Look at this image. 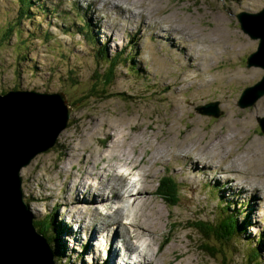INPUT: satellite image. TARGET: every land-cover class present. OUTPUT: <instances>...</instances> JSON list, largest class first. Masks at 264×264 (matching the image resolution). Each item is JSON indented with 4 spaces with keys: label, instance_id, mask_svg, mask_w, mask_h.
I'll return each mask as SVG.
<instances>
[{
    "label": "rangeland",
    "instance_id": "obj_1",
    "mask_svg": "<svg viewBox=\"0 0 264 264\" xmlns=\"http://www.w3.org/2000/svg\"><path fill=\"white\" fill-rule=\"evenodd\" d=\"M123 1L127 12L117 15L112 0H0V93L14 88L65 93L67 104L71 105L70 122L58 136L55 147L39 154L20 172L24 199L34 220L46 224L54 221L56 226V230L51 229L55 238L50 242L52 247H57L54 264H124L122 258L125 255L130 256L125 259L127 264H137L141 257L132 248L135 244H140V250L148 245L145 249L157 251L162 264H193V256L195 264H248L244 259L247 238L253 245L254 241L262 239L260 252L264 263V134L257 123V118L264 117V96L246 109L237 106L242 91L255 86L264 71L254 66L253 59V63L245 67V59L256 52L259 40H252L243 33L236 18L242 12H259L264 0ZM92 3L98 4L97 9L105 21L102 25L109 29L103 31H113L110 38L98 28L102 25L90 7ZM139 12L152 23H167L159 30H165L168 25L180 28L187 43L179 41L181 48L185 46L189 49L187 53L192 52L191 62L198 66L192 64L194 67L189 68L184 49L170 47L172 36L163 37L155 26L145 27L143 20H138ZM217 17L223 18L221 26L219 21V25L216 23ZM9 28L13 33L7 37L5 33ZM87 32L93 45L88 42ZM199 41H204L201 49L206 51L205 58L212 62L201 78L211 82L202 98L186 100L196 86L202 85L195 78L202 71L197 48ZM216 41L219 43L211 44ZM96 48L104 49L107 60L121 55L108 84L103 82V75L109 69L107 60L95 57ZM232 52L236 54L230 55ZM168 76L172 81L165 79ZM182 85L184 93L176 98L174 88L177 86V91L181 92ZM92 89L103 93L73 106V98H79L83 93L90 95ZM252 96L253 93H249L243 103L249 102ZM208 103H217L222 116L213 118L196 111L197 107ZM218 136L221 139L217 142ZM105 143L106 147H103ZM151 145L159 148V165L148 161L154 154ZM135 148L140 152L147 151L146 164L140 163L145 158L144 153L136 156L139 168L135 161L130 162L126 157V154H133ZM186 150L197 153L195 157L203 153L205 156L214 154L216 158L212 160L217 162L216 166L220 164V172L209 174L200 164L196 167L201 169L199 180L189 181L187 168L170 156ZM109 151L112 153L108 154ZM71 154L73 158L69 157ZM85 155L90 162L88 165L84 164L86 160L81 161ZM234 157L238 165L232 162ZM240 158H245L246 163ZM97 164L102 165L99 169L114 165L113 170L103 174L127 175V179L122 177L124 180L119 189L137 185V182L126 183L129 175L137 171L134 179L142 184L140 200L143 206L134 212L129 204H125L127 216L122 218L113 212L117 204L111 203L112 218L96 216L95 210L103 207L95 203L87 205L92 196H96L95 192L87 191L83 183L74 184L75 181L92 182L94 177L89 173L94 175L99 171L93 170ZM147 175L150 178L145 179ZM166 178L172 180L170 187L163 186ZM158 189L169 190L168 204L158 196ZM77 198H80L81 209L67 214ZM174 203L177 205L171 206ZM64 204L68 207L64 208ZM222 207L229 209L226 210L228 215L240 212L236 213L237 222L244 223L246 228L236 254L223 248L224 260L217 238L221 227L202 234L186 228L188 223L198 221L213 225ZM136 217L150 227L144 233V239L138 237L139 242L113 224L121 222L134 236L132 225ZM78 218L89 221L91 228L87 223H79ZM105 221L112 225L107 224L103 229ZM99 227L117 234L110 240L98 236V241L93 242V233ZM80 228L82 231L78 233ZM58 232L59 237L56 236ZM185 233L194 238L193 249L185 244ZM170 247L178 248L177 255ZM198 248L202 250L198 251ZM112 250L122 255L116 257L115 253H110ZM157 256L153 261L159 263Z\"/></svg>",
    "mask_w": 264,
    "mask_h": 264
},
{
    "label": "water",
    "instance_id": "obj_2",
    "mask_svg": "<svg viewBox=\"0 0 264 264\" xmlns=\"http://www.w3.org/2000/svg\"><path fill=\"white\" fill-rule=\"evenodd\" d=\"M236 18L243 33L259 40L256 52L246 58L245 67L253 59L254 66L264 71V7L254 14L239 13ZM255 84L241 94L237 102L240 109L264 96V75ZM249 93H253L252 98L243 103ZM196 111L214 118L223 114L217 103L199 106ZM70 115L63 93L11 90L0 94V264H54L51 249L36 230L24 202L19 174L37 155L55 146ZM257 123L264 134V117L257 118Z\"/></svg>",
    "mask_w": 264,
    "mask_h": 264
},
{
    "label": "bare ground",
    "instance_id": "obj_3",
    "mask_svg": "<svg viewBox=\"0 0 264 264\" xmlns=\"http://www.w3.org/2000/svg\"><path fill=\"white\" fill-rule=\"evenodd\" d=\"M59 1V0H58ZM109 3V2H108ZM125 1H123V0H112V2H111V5H112V7H113V11L115 12V14H117L118 15V13H120V14H122V15H124L125 14V12H127V9L126 8H124L125 7ZM98 4H95V3H92V4H90V7L97 13L96 14V16H97V18H99L100 19V21L98 22L100 25H102V22H105V21H103L102 20V17H101V13L99 12V9H97V7H99V6H97ZM89 7V8H90ZM138 20H143V25L146 27L147 25H149V26H155L156 28H157V30H158V32H159V34L160 35H162L163 37L164 36H166V35H170V36H172V39H170V47H172V48H175V49H177V48H180V50H182L183 51V49H184V55L187 57V60H188V64H189V68H193L194 66L192 65V64H195V65H197L196 63H192L191 62V60H192V52H190V53H187V51H189V49H186V47L184 46V48H181L182 46L180 45V43H179V41L180 42H182L183 44H186L187 45V43H186V41H185V38H184V34L183 33H181V32H179V30H180V28H177V27H175L174 25H172V27H171V25L169 26L168 25V27L165 29V30H159L161 27H164V25L165 24H167V23H165V24H162V22H150V19L143 13V12H139L138 13ZM217 21H219V23H220V25L217 23ZM221 21H223V18H222V20H221V18L220 17H217V20H216V23L219 25V26H221L224 22H222L221 23ZM213 22V21H212ZM215 22V21H214ZM112 24V23H111ZM162 25V26H161ZM217 25V26H218ZM217 26H215V27H217ZM84 28H86V27H84ZM83 28V29H84ZM98 28L100 29V30H102V32H103V34H104V36H106V37H111V35H112V33H113V31L112 30H110L109 32H107V33H105L104 31H108L109 29L105 26V25H102V26H98ZM218 28V27H217ZM104 30V31H103ZM82 33V32H81ZM158 39H160V37H159V35H157L156 36ZM186 37V36H185ZM191 40H194L193 39V36H190L189 37ZM200 39V38H199ZM161 40V39H160ZM186 40H187V38H186ZM191 40H187L189 43H191ZM216 40V39H215ZM175 42L177 43V44H175ZM204 41H199V42H197L198 43V53H200L201 55H200V61H201V65H202V71L200 72V74L199 75H197V76H195V78L196 79H198V81L202 84V85H199V86H196L193 90H192V93L190 94V97H186V100H199L200 98H202V96H203V93L206 91L205 90V88H206V86H207V84L209 83V82H211V81H206V79L204 80V79H202L201 78V74L204 72V71H206V69L207 68H210V66H211V64H212V62H211V60L210 59H207V58H205V53H206V51H203L202 49H201V45H204V43H203ZM41 43V42H40ZM217 43H219V42H212L211 44L212 45H215V44H217ZM222 43V42H221ZM224 43V42H223ZM225 45V44H224ZM209 46V45H208ZM222 47H224V46H222ZM226 53V52H225ZM231 54H236V53H230V55ZM227 56V55H226ZM176 60H177V62L178 63H180V60L175 56L174 57ZM182 58H183V56H182ZM181 65H183V64H181ZM198 66V65H197ZM171 69V68H170ZM187 71V70H186ZM188 72V71H187ZM164 73H168L167 71H165ZM189 73V72H188ZM190 75H191V73H190ZM192 76H193V74H192ZM239 76V75H238ZM253 77V76H252ZM166 80H168V81H172V80H170L171 79V77H166L165 78ZM235 79V78H234ZM187 81H188V79H187ZM220 81V80H219ZM234 81V80H233ZM211 84H213V83H211ZM210 84V85H211ZM192 85H194V84H192ZM209 85V86H210ZM180 87H182L183 88V90L181 91V92H179V91H177V86H175V88H174V90L177 92V96H176V98H180L181 97V94H183L184 93V86L182 85V86H180ZM65 94V93H64ZM184 98V97H183ZM185 99V98H184ZM174 101H175V99H174ZM71 104V103H70ZM176 107H178L179 108V106L178 105H175ZM71 107V106H70ZM181 111V110H180ZM179 111V113L181 114V112ZM178 111H175L174 113H177ZM179 115V114H178ZM103 116V115H102ZM102 116H101V118H102ZM95 119V118H94ZM103 119V118H102ZM70 122V121H69ZM229 122V121H228ZM98 124V122L97 121H95V124ZM169 126V125H168ZM224 126V125H223ZM68 127V126H67ZM219 127V126H218ZM147 128H149V127H147ZM155 130V129H154ZM156 131V130H155ZM192 132V131H191ZM114 134V133H113ZM168 136V135H167ZM212 136V135H211ZM166 137V136H165ZM216 137V136H215ZM219 137V136H218ZM135 138V137H134ZM224 138H225V136H224ZM133 139V138H132ZM201 139H203V138H201ZM211 139V138H210ZM220 139H221V137H219L216 141L218 142V141H220ZM135 140V139H134ZM138 140H139V142H141L142 140L141 139H139L138 138ZM117 141V140H116ZM175 141V140H174ZM213 141V140H212ZM215 141V142H216ZM134 145H136L137 146V143H136V141H134V143H133ZM214 145H216V143H213ZM217 145H220V144H217ZM223 144L221 143V146H222ZM143 147V145L139 148V149H141ZM151 148H152V150L154 151V154L152 155V157H150L149 159L145 156L146 155V153H147V151L146 150H141L142 152H140V151H138V150H136V148H135V151H134V153L133 154H126V157H127V159H128V161H130V162H133V161H135V164L137 165V167L139 168V165L136 163V156H138L139 154H142L143 155V153H144V156H145V158L143 157L142 158V160H140V163H147L148 161H153V164L154 165H159L160 163H161V159H159V156H158V152H159V148L158 149H156L155 148V145H151L150 146ZM113 148V146H111V149ZM117 150V148L115 149V151ZM216 150H218V149H216ZM112 151V150H111ZM124 150H122L121 152H123ZM234 151V150H233ZM235 152V151H234ZM74 153V152H73ZM110 153H112V152H110L109 151V153L108 154H110ZM115 153V152H114ZM197 153H192V152H189V151H185V152H182V153H174V154H171L170 156L171 157H174L176 160H179V161H181L182 163H183V165H184V167L185 168H187V170H188V172H189V174H186V176L189 178V181H197V180H199V174H201V169H196V167H197V165H200V164H202V166H203V168L205 169V170H207L208 172H210L209 174H215V171H218V172H220V170H221V167H220V164L219 165H217L216 166V164H217V162L216 163H214L213 162V160L216 158V156L213 154L212 156L211 155H208V154H206L207 156H205V154L203 153V154H201V156H197V157H195V155H196ZM118 155V154H117ZM116 155V156H117ZM218 155V154H217ZM73 154H71L69 157L70 158H73ZM170 156H168V157H170ZM219 156V155H218ZM108 157H110V156H108ZM160 157H163L162 155H160ZM220 157V156H219ZM229 157V156H228ZM239 157V156H238ZM167 158V157H166ZM230 158V157H229ZM235 158V157H234ZM233 158V159H234ZM87 159V156L85 155V158L83 157V159L81 158V161H82V163H84V161ZM146 159H148V161L147 162H145L146 161ZM213 159V160H212ZM240 160H241V162L243 163V162H245L246 163V160H245V158L244 159H242V158H240ZM115 161H116V159H115ZM232 162H234V163H236L237 165H238V163L236 162V158L234 159V161L232 160ZM240 162V163H241ZM247 162H249V161H247ZM152 163V162H151ZM84 164H86V165H88V164H90V162H88L87 160L85 161V163ZM130 165V164H129ZM99 166H102V165H96V167L93 169V170H96V169H99L98 167ZM124 166V165H123ZM239 167V166H238ZM113 168H114V165H110V164H108V165H104L101 169H99V171H101V172H97V171H95V172H97V173H95L94 175H92L93 173H89L88 171H86V173L88 174H91V177H94V180L91 182L90 181V179L88 180V181H90V182H87V183H84L83 181L81 182V183H77L76 181H75V184L74 185H81L82 183H83V185H86L87 186V188H86V190L87 191H92V192H95V195L96 196H92V198L89 200V202H87V205H88V207L89 206H91V205H93V203H95L96 204V206H102L103 208H100L101 210H102V212H101V210L99 209H96L95 211H96V216H98V215H103V217H105L106 219H109L110 217H111V215H112V212H111V209L112 208H110V204L111 203H115V204H117V206H116V209L113 211V212H116L118 215H120L122 218H125L126 216H127V214H126V212H125V204H129L130 205V207H132L135 211L134 212H136L137 210H139V208H141L142 206H143V202L140 200L141 198H142V184L141 183H138V182H140L138 179H137V185H133V186H128L127 187V189H126V186H125V188L123 189H119V184H120V182L121 181H123L124 179L122 178V177H124L125 179H127V175H124L123 174V176H120L119 174H116V175H113V176H110L109 174H103L102 172H108V171H111V170H113ZM135 168V167H134ZM71 169H72V167H71ZM193 169V170H192ZM224 170H226V168H223ZM143 170V169H142ZM63 173H65V172H63ZM86 174V175H87ZM144 174V173H143ZM65 176H69V174H64ZM149 175V174H148ZM147 175V177L145 178V179H147L149 176ZM178 175V174H177ZM63 176V175H62ZM82 176V175H81ZM130 176V175H129ZM64 178H66V177H64ZM80 178H82V177H80ZM150 178V177H149ZM88 179V178H87ZM96 179H98L99 181H96ZM105 179H108L107 180V182L106 183H104V180ZM231 180H233V179H231ZM71 181V180H70ZM164 181V180H163ZM112 182H115V184H112ZM232 182V181H231ZM236 185V184H235ZM241 187H244V186H241ZM73 188V187H72ZM90 188V189H89ZM89 189V190H88ZM254 189H256V188H254ZM242 190V189H241ZM140 195V196H139ZM139 197V198H138ZM137 198H138V200H137ZM79 199L80 198H77L76 199V203L74 204V205H71V206H69V210L67 211V214H72V213H77L80 209H81V205L79 204L81 201H79ZM132 200H133V205L131 204V202H132ZM140 204H142V205H140ZM230 205V204H229ZM66 207H68V205L67 204H64V208H66ZM87 207V206H86ZM128 208V207H127ZM104 211V212H103ZM107 211V212H106ZM218 211H220V210H218ZM221 211H223V210H221ZM220 211V212H221ZM106 212V213H105ZM224 212V211H223ZM230 212V211H229ZM225 213V215H227L228 216V213L225 211L224 212ZM113 217V216H112ZM111 217V218H112ZM169 217H171V214H169ZM217 217V216H216ZM223 217V216H222ZM230 218V217H229ZM78 219H80V221H79V223H81V224H85V223H87V227L88 228H91V226H90V223H89V221H85V220H82L81 218H78ZM119 219V218H118ZM117 219V220H118ZM150 219H152V218H150ZM147 220V219H146ZM134 222V224L132 225V228L134 229V236L133 235H131V230L129 231L128 230V227L126 226V225H124V224H122L121 222H119V221H116L115 223H113V224H116L118 227H120V228H122L123 229V231L125 232V233H128V236H129V238H135L138 242H139V239H138V237H141L142 239H144V233L145 232H148L149 231V229H150V227H149V225H147V223L145 224L144 222H140V219H139V217H136L135 218V220L133 221ZM109 225V227L112 225V223H110V222H108V221H105V223L102 225V227H103V229H105L106 228V225ZM96 226H98L97 224H95ZM124 225V226H123ZM170 226H171V223L169 224ZM81 227H82V225H81ZM101 227H99V229H96L95 231H94V233H93V237H94V241L93 242H97L98 240H97V237L99 236H101V237H106V238H109V240H110V238H112V237H114L116 234H117V232H109V231H105V230H103ZM80 231H82V228H80L79 229V231H78V233L80 232ZM148 234V233H147ZM186 235H187V233H185L184 235H183V238H184V240H185V238H186ZM168 236V235H167ZM169 237V236H168ZM205 242V241H204ZM148 243V242H147ZM163 243V242H162ZM89 245V244H88ZM128 245V244H127ZM140 244L139 245H137V244H135L132 248H134L135 250H137L138 251V255L141 257V259L137 262V264H162L161 263V261H160V259H159V257L157 256V251H154V252H152V250H150V251H148L147 249H145V247L146 246H148V245H146V246H144V247H142V250H140ZM163 246V245H162ZM98 247V246H97ZM97 247H95L96 249H97ZM171 248V250L170 251H174L175 252V250H176V252L174 253V255H177V251H178V248L177 247H175V248H172V247H170ZM192 249H193V246L191 247ZM152 249V248H151ZM189 249V248H188ZM107 252V251H106ZM110 253L111 254H113V253H115V251H110ZM122 255V253L121 252H116L115 253V256L116 257H120ZM155 255L158 257V262L159 263H157V261L156 262H154L153 261V259H154V257H155ZM199 255V254H198ZM188 257V256H187ZM180 259V258H179ZM108 260V259H107ZM146 260V261H145ZM176 260H177V258H176ZM178 261V260H177ZM192 262H193V264H195V259H194V256H193V260H191ZM170 262H172V261H170ZM167 263V262H166ZM124 264H127V262L124 260ZM168 264V263H167ZM170 264V263H169Z\"/></svg>",
    "mask_w": 264,
    "mask_h": 264
},
{
    "label": "trees",
    "instance_id": "obj_4",
    "mask_svg": "<svg viewBox=\"0 0 264 264\" xmlns=\"http://www.w3.org/2000/svg\"><path fill=\"white\" fill-rule=\"evenodd\" d=\"M40 9H43L42 7H40ZM12 29L9 28L8 32L5 33V35L7 37H10L12 35ZM87 39L88 42L92 43V39L89 36V33L87 32ZM8 40V38H7ZM96 58L101 59L103 61L107 60V56L105 55V51L103 48H96ZM121 55L120 54H116L114 55L112 58L107 60V68H109L106 73L103 75V82L104 84H108L109 81H111L113 75L115 74V70H114V66L116 65L117 61L120 60ZM16 89V88H14ZM89 93H91L90 95H86L85 93L81 94L80 97H75L72 100V104L73 106H77L78 104H80L83 101L88 100L90 97H94V96H98L99 94L103 93V91H99L96 89H92L89 91ZM94 94V95H93ZM71 106V105H69ZM106 146V143L103 145V147ZM162 180H160V185H161ZM172 180L170 178H166L165 182L163 184L164 187H170ZM168 193L169 190H165V191H161L158 189V195L164 199L165 201H167V197H168ZM176 203L171 204V206H175ZM222 210L225 212L226 210H229L227 207H222ZM221 211V210H220ZM218 211L217 213V217H216V221L213 225L208 224L206 222H202V221H198L196 223L193 224L192 223H188L187 224V229L192 230L193 232L196 231L199 234H202V232H214V230L218 229L219 227H221L220 231L217 234V238L218 241L220 242V254L223 257L224 260V254H226L223 251V248H226L227 251H230L233 254H236L239 251V243H241V240L244 239L243 235L244 232L246 231V228L244 226V223L242 224H238L237 222V218L238 215H236V213H240V212H235V214L230 213L228 216L225 217V213L223 211ZM241 211V210H239ZM223 216V217H222ZM230 217V218H229ZM34 225L37 227L36 230L43 235V237L46 239L53 257L55 256V254L57 253V247H52V245H50V242L52 239L55 238V235L51 233V229L53 228V230H56V226L54 225V221L49 222L48 224H46L45 222H40V221H34ZM59 232L57 233V237H59ZM187 240L189 242H187ZM193 240L194 238H192L190 236V233H187L186 238H185V244L187 246L192 247L193 246ZM251 239L247 238L245 240V243H247V250L245 252L244 255V259L248 264H262V256H261V246L263 245L262 243V239H260L259 241H254L255 245L250 243ZM253 241V240H252ZM199 251H201V248H198ZM208 256L213 257V255L211 253H207ZM66 263V262H64ZM264 264V263H263Z\"/></svg>",
    "mask_w": 264,
    "mask_h": 264
},
{
    "label": "clouds",
    "instance_id": "obj_5",
    "mask_svg": "<svg viewBox=\"0 0 264 264\" xmlns=\"http://www.w3.org/2000/svg\"><path fill=\"white\" fill-rule=\"evenodd\" d=\"M263 7H264V6H263ZM262 9H263V8H262ZM262 9H261V10H262ZM261 10H260V11H261ZM251 14H252V13H251ZM239 26H240V24H239ZM240 28H241V27H240ZM245 64H246V59H245ZM247 88H248V87H247ZM14 90H21V89H14ZM9 91H11V90H9ZM24 91H25V90H24ZM6 92H8V91H6ZM6 92L0 93V94H5ZM44 93H46V92H44ZM242 93H243V91H242ZM242 93H241V94H242ZM49 94H51V93H49ZM63 94H64V93H63ZM64 95H65V94H64ZM65 96H66V95H65ZM240 96H241V95H240ZM66 98H67V97H66ZM68 106H69V105H68ZM69 107H70V106H69ZM221 116H222V115H221ZM221 116H220V117H221ZM213 118H214V117H213ZM68 123H69V122H68ZM258 126H259V125H258ZM14 128H15V127H14ZM259 130H260V128H259ZM15 131H17V130H15ZM260 132H261V130H260ZM261 133H262V132H261ZM262 134H263V133H262ZM6 135H7V134H6ZM7 137H9V135H8ZM57 140H58V138H57ZM57 140H56V144H57ZM13 141H14V140H13ZM15 141H16V140H15ZM4 142H5V141H4ZM9 142H10V141H9ZM18 142H19V141H18ZM23 142H24V141H23ZM23 142H22V143H23ZM7 143H8V142H7ZM12 144H13V143H12ZM56 144H55V145H56ZM13 147H14V146H13ZM54 147H55V146H54ZM54 147H53V148H54ZM105 147H106V146H105ZM14 148H16V147H14ZM53 148H52V149H53ZM50 150H51V149H50ZM8 151H9V150H8ZM19 152H22V151H19ZM47 152H48V151H47ZM43 153H45V152H43ZM40 154H41V153H40ZM12 156H13V155H12ZM37 156H38V155H37ZM37 156H36V157H37ZM36 157H35V158H36ZM35 158H34V159H35ZM34 159H33V160H34ZM33 160H32V161H33ZM32 161H31V162H32ZM20 172H21V171H20ZM19 175H20V174H19ZM21 188H22V183H21ZM22 193H23V191H22ZM23 198H24V195H23ZM24 202H25V204H26L27 207H28V203L26 202L25 199H24ZM28 209H29V207H28ZM29 212H30V210H29ZM30 213H31V212H30ZM32 217L34 218L33 215H32ZM34 221H35V220H34ZM34 221H33V223H34ZM35 227H36V226H35ZM36 228H37V227H36ZM52 256H53V255H52ZM129 257H130L129 255H125V256L122 258V260H125V259H127V258H129ZM52 258H53V257H52Z\"/></svg>",
    "mask_w": 264,
    "mask_h": 264
}]
</instances>
